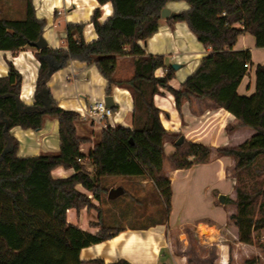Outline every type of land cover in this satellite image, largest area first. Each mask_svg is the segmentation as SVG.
I'll list each match as a JSON object with an SVG mask.
<instances>
[{
  "label": "trees",
  "instance_id": "obj_1",
  "mask_svg": "<svg viewBox=\"0 0 264 264\" xmlns=\"http://www.w3.org/2000/svg\"><path fill=\"white\" fill-rule=\"evenodd\" d=\"M96 1L99 5L110 3L112 12L102 21L100 8L93 10L89 22L95 39L86 41L84 37L87 22L68 23L65 47L35 48L39 67L31 105L19 99L22 75L11 61L7 62V74L0 76V264H55L65 250L99 243L119 232L120 228L100 224L97 233H90L67 221L68 209L79 211L94 206L87 193L96 200L108 193L111 186L101 181L104 177L145 174L169 214L172 189L163 169L164 143L167 138L175 142L181 134L166 130L161 122V110L154 97L162 90L173 96L178 111L192 98L209 99L238 120L228 130L244 127L254 131L238 145L214 149L183 137L168 159L174 168L183 169L208 163L213 151L218 156H231L235 161L236 197L230 201L236 210L229 220L237 226L239 241H256L264 251V237L255 240L254 236L264 229V64L256 65L255 91L239 94L237 88L248 73L245 64L251 63V51L234 49L238 36L244 33L254 36L256 47L264 48V0ZM170 1H185L188 8L167 21L185 22L202 46L210 48L178 88L170 84L174 77L172 65H165L162 54L147 53L142 45L158 31L161 10ZM44 26L45 20L36 15L33 0H25V13L19 19L2 16L0 8V50L15 53L30 46L42 35ZM119 56L131 57L132 73L126 78L115 75ZM73 59L97 68L107 80V95L116 85L127 89L133 102L131 125L100 128L99 140L87 153L81 151V146L92 140L77 134L76 123L81 116L57 106L47 85L51 74ZM158 68H165L163 75L155 74ZM46 118L58 120L59 150L17 155L19 143L10 129L19 126L39 130ZM84 159L92 165L93 174ZM59 166L74 172L54 177L52 170ZM77 185L86 192L78 190ZM78 264L130 262L124 258L112 262L91 258Z\"/></svg>",
  "mask_w": 264,
  "mask_h": 264
},
{
  "label": "crops",
  "instance_id": "obj_2",
  "mask_svg": "<svg viewBox=\"0 0 264 264\" xmlns=\"http://www.w3.org/2000/svg\"><path fill=\"white\" fill-rule=\"evenodd\" d=\"M33 4L36 15L45 20L42 35L47 41V46L51 48L66 46V25L68 23L87 22L84 37L86 41L95 39L97 35L93 30L92 23L89 22L93 10L97 7L103 10L102 21L112 12L110 3L99 5L96 0H33ZM73 5L72 10L62 13L64 19L63 23L60 22L58 11H61L62 8L69 9ZM166 7L176 13L187 9L188 4L185 1H170ZM142 45L147 53L162 54L165 65H168L166 63L168 58L179 65L178 69H174V77L170 81L171 86L175 88H178L181 82L195 69L202 57L210 52V48L202 46L185 22L169 23L167 19L163 18L160 21L158 31L145 42H142ZM34 49V47H31V50L23 48L15 53L9 50H0V76L7 74V62L11 61L22 75L19 99L26 105H31L34 101L33 94L39 67ZM234 49H249L251 51L248 73L242 78L237 88L239 94L250 95L255 91L256 65L264 64V59L259 57L264 56L261 54L264 52H260L264 51V48L256 47L254 36L250 33H244L238 36ZM118 61L122 64L127 63V66L132 65L130 56H119L117 63ZM32 66H34V72ZM164 72L165 68H158L155 74L161 76ZM47 85L57 106L76 112L107 95V80L98 72L97 68L76 59L53 72L47 80ZM108 95L113 97L115 108L119 106V111L115 114L113 112L108 122L111 125L130 126L133 106L130 92L127 89L112 85ZM154 100L161 110L160 119L166 130L180 133L188 140L209 145L213 149L218 146L238 145L248 140L254 133L251 128L244 127L228 130V127L234 126L238 120L226 109L216 107L209 99L192 98L182 104L180 111L175 107L173 96L166 90L155 95ZM85 125L84 119L76 123L77 134L79 129L90 130L91 132L99 128L96 124L93 127L90 126V129ZM10 134L18 140L17 155L19 156H32L59 150L58 120L56 118L45 120L43 127L39 130L14 126L10 129ZM90 137L92 142L81 146L83 153H87L93 147L94 141L92 136ZM164 151L163 169L166 176L171 180L172 189L169 221H163L160 218L155 223L146 226H120L112 224L114 218L110 214L108 217L109 224L106 226L120 228L119 232L105 241L87 247L67 249L55 264H78L80 260L91 258H102L105 262L124 258L130 264H168L164 254L167 252L169 234L177 229L181 230L185 226H192L195 232H198L199 225L212 228L213 236L209 240L210 242L205 241L213 243L217 247V255L212 264H230V250L222 241L223 237L225 239L222 231L226 229V226L232 227L235 230V237L238 239L237 226L229 220V215L235 212L236 205L230 201L227 207L220 202L217 203L216 197L220 193L225 194V199L234 200L236 197L235 177L232 175L234 159L231 156H218L213 151L208 163L197 164L199 167H206L209 163L214 162L218 165L219 177L229 181V189H218L215 196L210 192L209 185L202 181L206 173L209 172L208 168L200 169L199 174L195 175L194 181L188 184H178L183 180V177H179L183 169H176L167 164L168 156L175 152L174 142H171L170 138H167L164 143ZM83 162L88 171L92 173V165L87 159H84ZM193 167L191 166L189 169L191 170ZM73 172L74 170L71 168L59 166L52 170V175L54 177H67ZM121 179L128 181L132 187L133 185L138 187L139 193L146 194L148 191L158 193L153 184L152 187H149L148 183L151 180L145 178L144 175L122 177ZM106 182L112 183L115 180H107ZM76 187L78 190L86 192L81 185ZM87 194L92 199L94 206L91 208L84 207L79 211L73 208L68 209L66 212L67 221L85 231L97 233L100 230V224H104L102 222L104 216L103 197L96 200L91 193ZM194 204L204 206L202 213L189 211L191 208L194 209ZM220 207L223 209L224 216L218 219L215 211L218 209L222 212ZM157 211L158 209L155 212L157 213ZM174 215L176 217L172 219ZM236 243L247 244L239 241V239Z\"/></svg>",
  "mask_w": 264,
  "mask_h": 264
},
{
  "label": "rangeland",
  "instance_id": "obj_3",
  "mask_svg": "<svg viewBox=\"0 0 264 264\" xmlns=\"http://www.w3.org/2000/svg\"><path fill=\"white\" fill-rule=\"evenodd\" d=\"M0 8L2 12V16L8 18L19 19L24 16L25 13V0H0ZM74 8V5L69 9L62 8L61 11H58L59 21L63 23L64 14L67 11H70ZM102 15L103 10L101 9ZM101 15V16H102ZM101 20V17H100ZM63 28V26H62ZM25 49H30L31 46L24 47ZM35 50V49H34ZM263 50V49H260ZM35 52V51H34ZM264 52V51H260ZM264 54V53H261ZM260 59H264V56H259ZM168 65L173 64L170 58L167 59L166 62ZM259 63V62H258ZM116 77L126 78L132 73V65L127 66V63L122 64L118 61L116 65ZM32 70L34 72V66H32ZM129 73V74H128ZM126 75V76H124ZM244 90V89H243ZM119 111V106H116L114 109V114ZM83 120V118H81ZM80 119V120H81ZM45 120H52V118H46ZM77 123H79V121ZM86 121V125L89 129L90 126H94V123H91L89 119H84ZM80 126V124H78ZM78 135L82 136H92L94 143L99 140L100 136V128L95 129L94 131H84V129H79ZM171 142H174L173 139H170ZM91 149V148H90ZM89 149V150H90ZM88 150V151H89ZM87 151V152H88ZM168 165H171L170 161H167ZM194 166L191 170L188 168H183L182 173L179 177H183L182 182L178 184H184L194 181L195 175L199 174V170L202 168H208L209 172L206 173L205 177L202 181L205 184L209 185L210 192L216 196V192L218 189L224 188L229 189V181L225 178L219 177L218 174V165L214 162L209 163L206 167H199V165ZM191 167V166H190ZM93 174V171H92ZM204 175V173H202ZM232 175L235 177L234 170H232ZM246 177L245 174L242 175ZM144 177L149 179L148 176L144 174ZM122 177H104L101 179L103 183L107 180H115L112 183H105L108 186L117 187L121 186L124 189V193L117 196L114 199L108 198V193L103 197V213L102 222L105 225L109 224L108 217L109 215H113V225L120 226H146L149 224H153L158 219H162L163 221H169L168 214L165 213L164 204L162 202L161 196L158 193H152L148 191L146 194L139 193V188L131 186L128 181H124L121 179ZM236 181V178H235ZM249 181L247 182V184ZM153 183L149 182V187H152ZM246 184V186H247ZM110 188V187H109ZM220 195H225L224 193H220L216 197V202H220ZM222 203V202H220ZM225 206H229L230 200L227 198L224 203ZM195 206L189 210L190 212L202 213L201 211L204 209V206L200 204H194ZM109 206V207H107ZM110 208V209H108ZM158 209L157 213L155 212ZM222 212L217 209L216 215L218 219L224 216L223 209L220 207ZM176 216L174 215L172 219ZM171 220V219H170ZM222 233L225 236L222 238L223 242L228 246L230 250L229 263L230 264H264V251L258 246L256 241L252 244H241L236 243L238 239H236L235 230L232 227L226 226V229H223ZM213 236L212 228H206L203 225L201 227L198 226V232H195V229L192 226H185L181 230L172 231L169 234V241L167 240V252L164 254L166 256V262L168 264H212L214 263L215 256L217 255V247L213 243H209ZM255 240L262 239L264 237V229L254 233ZM168 238V237H167ZM209 241V242H205ZM163 256V257H165Z\"/></svg>",
  "mask_w": 264,
  "mask_h": 264
},
{
  "label": "water",
  "instance_id": "obj_4",
  "mask_svg": "<svg viewBox=\"0 0 264 264\" xmlns=\"http://www.w3.org/2000/svg\"><path fill=\"white\" fill-rule=\"evenodd\" d=\"M175 12H172L169 8H167L166 6L162 8L161 10V18L163 19H168L170 17L175 16ZM29 45L31 47L37 48V49H41L45 46H47V41L45 40V38L43 37V35H41L38 40L34 41V42H30ZM173 69H178L179 65L178 64H171ZM105 104L107 107L113 108L114 107V102H113V97L111 95H106L104 98ZM46 104L48 105V101H45ZM21 104V103H20ZM6 129V128H5ZM183 141V136H179L175 142L174 145H179L181 144ZM124 192L123 188L121 186H117V187H112L109 189L108 191V198L109 199H114L117 196H119L120 194H122ZM225 201V195H220V202L224 203Z\"/></svg>",
  "mask_w": 264,
  "mask_h": 264
},
{
  "label": "built area",
  "instance_id": "obj_5",
  "mask_svg": "<svg viewBox=\"0 0 264 264\" xmlns=\"http://www.w3.org/2000/svg\"><path fill=\"white\" fill-rule=\"evenodd\" d=\"M245 66L249 68L248 63ZM77 112L81 118L89 119L91 123L96 124L99 128L111 125L108 120L113 115V109L106 106L104 99L93 101Z\"/></svg>",
  "mask_w": 264,
  "mask_h": 264
},
{
  "label": "bare ground",
  "instance_id": "obj_6",
  "mask_svg": "<svg viewBox=\"0 0 264 264\" xmlns=\"http://www.w3.org/2000/svg\"><path fill=\"white\" fill-rule=\"evenodd\" d=\"M80 109V108H79Z\"/></svg>",
  "mask_w": 264,
  "mask_h": 264
}]
</instances>
